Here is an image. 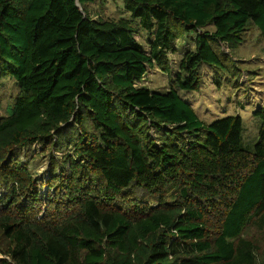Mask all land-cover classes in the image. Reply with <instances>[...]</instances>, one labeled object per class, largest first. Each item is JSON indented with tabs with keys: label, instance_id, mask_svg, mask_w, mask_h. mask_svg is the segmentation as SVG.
Wrapping results in <instances>:
<instances>
[{
	"label": "trees",
	"instance_id": "obj_1",
	"mask_svg": "<svg viewBox=\"0 0 264 264\" xmlns=\"http://www.w3.org/2000/svg\"><path fill=\"white\" fill-rule=\"evenodd\" d=\"M123 1L137 26L94 0H0V79L19 89L0 116V264H264L247 237L264 231V101L248 146L239 114L206 122L180 95L202 67L232 77L248 26L264 42V0ZM154 67L163 91L139 84ZM35 144L66 148L46 180L20 158Z\"/></svg>",
	"mask_w": 264,
	"mask_h": 264
},
{
	"label": "rangeland",
	"instance_id": "obj_2",
	"mask_svg": "<svg viewBox=\"0 0 264 264\" xmlns=\"http://www.w3.org/2000/svg\"><path fill=\"white\" fill-rule=\"evenodd\" d=\"M123 5V0H94L87 4L86 8L93 17L116 22L125 20L131 25L137 26ZM147 36L146 31L138 28L136 38L145 48ZM176 47L178 49L174 53L168 54L173 69L176 68L183 51L193 49L192 39L189 37L178 39ZM225 51L228 50L225 49ZM231 56L234 74L229 80L225 74L218 78L210 68L202 67L199 89L181 91L180 95L191 103L198 116L206 122L227 114H239L242 120L244 142L251 146L257 140L259 130V120L254 111L264 101V42L256 26L247 27L243 34V41ZM237 74L238 82L234 83L232 78ZM139 84L163 91L168 86L167 76L160 69L154 67L148 69ZM18 93L19 89L13 78L6 76L0 79V116L8 114ZM83 128L88 132L92 131L88 121L84 122ZM39 147V144L28 146L26 150H22L20 158L26 160L29 169L34 174L46 180L50 155L53 154L59 158L66 148L48 149L41 152V150L38 151ZM247 237L258 245L259 250L264 249V231L249 230Z\"/></svg>",
	"mask_w": 264,
	"mask_h": 264
},
{
	"label": "water",
	"instance_id": "obj_3",
	"mask_svg": "<svg viewBox=\"0 0 264 264\" xmlns=\"http://www.w3.org/2000/svg\"><path fill=\"white\" fill-rule=\"evenodd\" d=\"M77 5H78V3H77Z\"/></svg>",
	"mask_w": 264,
	"mask_h": 264
}]
</instances>
